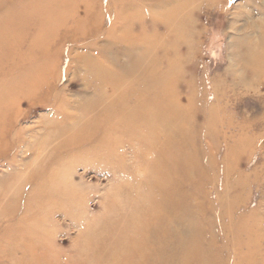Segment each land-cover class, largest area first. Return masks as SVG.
<instances>
[{
	"label": "rangeland",
	"instance_id": "obj_1",
	"mask_svg": "<svg viewBox=\"0 0 264 264\" xmlns=\"http://www.w3.org/2000/svg\"><path fill=\"white\" fill-rule=\"evenodd\" d=\"M169 1L173 2L162 0L164 4ZM249 1L217 0L202 16L197 8L192 7L193 16H180L182 22L193 27L190 37L184 32L173 33L169 29L164 14L176 5H158L156 0H87V7L83 6V2L79 3L69 17L65 16L68 20L58 23L56 29L42 26L39 33V25L34 21L24 23L22 28L20 23L17 24L24 39L17 53L25 55L24 51H27L29 64L48 63L47 66H52L57 76L52 78L54 83L48 80L42 86L41 94L33 103L20 109L18 117L7 116L0 123V177L7 171H14L11 177L4 176L8 183V213L12 214L0 221V264H94L95 261V264H123L145 261L138 256L136 245L132 246L129 240L122 238V231L135 217V203L147 204L148 200L141 183L148 180L152 172L146 164L143 147L135 140H131L132 146L129 139H121L119 134H114L112 139L120 137L119 140H122L124 149L121 147L118 152L123 153L125 160L123 158L120 162L116 159V150L111 147L102 150L111 157L107 159L102 152L92 150L96 136H101L104 126L97 128L94 142L84 143L80 149L60 146L63 138L83 128L86 120L95 117L108 103L99 95L100 90L96 91L92 86L84 64L98 62V65L107 63L110 66L119 61L121 65L127 62L128 57L122 51L128 44L144 48L149 54L153 47L158 52L166 48L168 58L175 64L173 71L177 69L180 76L181 73L187 74L185 78L191 79L187 83L185 78L180 80V83L184 80L181 85L199 92L198 98L194 99L195 110L190 124L194 131L193 146L200 149L198 156L206 162H203L205 166H208L209 159L213 168L209 170L205 182L192 188L196 201L202 204L203 213L201 210L194 212L197 217L190 220L189 227L200 232L201 246L205 251L211 250L209 257L213 264H264V120L261 119L264 114V87L255 85V92L245 93L242 90L236 96L231 92H235L236 77L242 74L240 66L244 59V56L239 57L233 52L238 46L243 48L246 45L244 37L248 33L250 39H255L256 24L264 23V0ZM119 4L131 8L130 12L123 16L118 12ZM132 4L135 8L131 7ZM189 5L191 2L186 1L181 7L187 9ZM258 9L261 11L257 12ZM61 11L64 15V10ZM85 12L88 15L86 19ZM244 15L250 17L246 20ZM152 39L156 40L155 43ZM240 39L243 41L241 45ZM87 40L90 42L87 43ZM49 41L48 50L42 52V42ZM56 53L61 59L55 58ZM133 53L136 54L135 51ZM96 54L99 58L102 54V60ZM174 54H179L175 61ZM115 56H118L117 59ZM257 89L263 91L257 93ZM82 98H85L84 101ZM65 102L70 105L67 103L66 106ZM212 103L214 122L207 133V118L211 110L208 106ZM49 117L51 120H47ZM244 119L252 123L246 132V136L253 138L252 148L231 159L230 145L245 136V132H237L234 127L243 124ZM44 127L64 129L46 133L43 132ZM85 147L87 153L82 150ZM129 148H133L136 159L128 151ZM225 157L229 162L227 172L230 177L227 180L222 176ZM134 159L136 163H133ZM41 171L49 188L41 202L32 203L25 211L24 200H17L16 192L25 196L29 188L23 189L22 183L30 174ZM4 191V185H0V196L4 195ZM2 204L3 198L0 197V206ZM6 205L3 207L6 208ZM160 260V256L149 258L150 262Z\"/></svg>",
	"mask_w": 264,
	"mask_h": 264
},
{
	"label": "bare ground",
	"instance_id": "obj_2",
	"mask_svg": "<svg viewBox=\"0 0 264 264\" xmlns=\"http://www.w3.org/2000/svg\"><path fill=\"white\" fill-rule=\"evenodd\" d=\"M134 1L136 0H131V2ZM174 1L175 0H173V2ZM186 1L191 2V5H189L187 9L181 7V4ZM81 2H83L84 7L88 6L87 0H27V2H25V0H0V9L3 8L0 12V123L7 116L18 117L20 115V109L23 107L25 108V106L31 102L33 103L34 100H36L41 94L42 86L44 84H47L48 80L52 81V78L55 79V77L57 76L56 73L53 72L52 66H47L48 63L29 64V60L27 57L29 55L26 54L28 53L27 51H24L25 55L23 54V52L17 53L19 48L22 47L24 40L23 33L21 31L19 32L20 27L22 28V25L26 22L34 21L37 25H39L37 30L38 33L40 32L42 26H48L50 28L56 29L58 23H64L66 20H68L67 17H69V14L72 13L73 9L77 8L79 3ZM156 2L158 3V5H161V3L163 5L168 4L170 6L176 5L172 11L170 10L166 14H164V17L167 18L169 29L173 33L174 31L184 32L190 37V34H192L193 32V27L188 23L182 22L181 17H191V15L193 16L192 7H195V9L197 8V11L199 10L201 12L200 16H202L207 9L211 8L217 2V0H176L174 3L172 1H169L165 4L164 2H162V0H156ZM249 2H251V0ZM25 3L30 4L27 5ZM107 3H109V1H107ZM134 6L135 5L133 4L131 5L132 8H135ZM248 6L250 7V4ZM118 9V12H120L124 16L126 13L130 12L131 8H127V6L119 4ZM61 10H64V15L61 14ZM151 10L154 11L153 9ZM84 11L87 10L84 9ZM260 11L261 10L259 9L257 10V12ZM84 16L86 19V17L88 16L86 12ZM249 17L250 16L244 15V18L246 20ZM63 18H65V20L61 22L60 20H62ZM80 21L82 22V20ZM18 23L21 24L19 29L17 26ZM248 24L249 21H247L246 26L244 27L245 29L248 27ZM256 26V31L254 32L256 33L255 39H250L251 37H249L250 35L248 33V36L244 37L246 45L243 48L238 46L235 49L236 52H233L239 57L244 56V59L240 66L242 74L241 76L236 77L238 83L236 85L235 92L231 90V92H233V96L242 93V90L245 93L250 91L255 92V89L253 88V86L255 85L261 88L264 87V23H257ZM73 28L75 29V27ZM112 29L115 28L112 27ZM48 32L50 33V31ZM144 40L145 39H143V41ZM235 40L236 39H234V41ZM152 41L154 40L152 39ZM239 41L240 43H238L241 45L243 41L241 39ZM88 42L90 41L87 40V43ZM147 42L149 43V40H147ZM42 44V52H46L48 50L50 41L49 43L42 42ZM130 44L132 45L133 43ZM126 46L127 47L123 49L124 52L122 51V54H126L128 59L127 62L122 64L120 63L121 65H119V61H115L116 64H110L111 67L107 66V63L106 65H98V62H87L86 64H84V71L86 69L87 71L85 72H88V75L91 77L92 86L94 87V89L96 88V91L100 90L101 93H97H100L99 95L102 98H105L108 103L106 102L107 105H105V107L101 109V111L98 112L95 117L86 120L84 124L85 126L83 125V128L81 127L74 134L63 138L60 142V146L65 148L74 147V149H80L84 145V143L94 142L93 139L95 140V132L97 128L99 126H104L105 129L103 130L101 136H96L94 148L92 149V147H89L93 151L98 150L102 152V154L107 159H111L109 154H104L102 150L110 147V149L115 148L114 150H116V154L114 155V157L116 159H119L120 162L123 160V158L125 160V157H123V153H121L120 151L118 152L119 148L123 146V143L121 142L122 140H119L120 137L121 139H123V137L127 138L130 140V142H132L131 140L137 141V145L139 144L143 147V150H145L147 159L146 164L147 166H149V168H151L152 172L150 178L141 183V186L144 187L143 191L148 198L147 204L135 203L133 207V211L136 210V212L134 213L135 217L133 220H131L128 227L125 228L124 231H122V238L124 240H129L132 246L136 245L135 249L138 250V256L143 258V260L145 261L124 262L123 264H213L211 258L209 257L211 256V250L205 251V249L201 246V242L198 236L200 232L189 227L190 220H193L197 217L194 212H196L197 210H201V214L203 213V208L201 207L202 204L196 201V197L192 192V188L195 184L205 182L207 180V174L209 170L213 168V164L209 161V159L207 160L208 166H205L204 163L206 162L203 161V163L198 156V154H200V149H196V147L193 146L194 131L190 124L193 112L195 110V108H193V104H195L194 99L198 98L199 92L191 91L185 84L181 85L184 80L181 81V83L180 80L184 79L187 74L185 72V76L181 73L180 76V72H178L179 70L177 71L176 69L177 67L175 68L176 72L173 71V67L175 66V64L172 62L171 58H168V51L166 50V48H162L160 52H158L153 47L152 53L149 54L144 48H139L135 45L129 46V44ZM239 48L242 49L238 50ZM150 49L151 47L148 50L149 52ZM134 51L136 52V54L133 53ZM95 52H97L96 49ZM109 53H111V51ZM56 55L57 53L54 55L55 58L59 56ZM98 55L96 54L97 57ZM101 56L100 58H98L101 59ZM178 56L179 54H174L173 61H175V58H178ZM117 57L115 56L116 59ZM58 59L61 58L58 57ZM63 61L65 60L63 59ZM100 62L101 61H99V63ZM75 67L74 69H76ZM186 80L187 81L185 82L187 83L191 79L189 78ZM88 85H90V83ZM239 89L241 91H239ZM261 91L259 89L256 90L257 93H261ZM95 95L96 94H94V96ZM100 96L98 98H100ZM82 99L84 101L85 98ZM78 102L79 101H77V103ZM65 103L67 106V103L69 102ZM213 104L214 103L208 106V108L211 110L207 118V133L214 122V116L212 115V109L214 107ZM50 118L51 117L47 118V120ZM261 119L264 120V114L261 116ZM251 125L252 123L248 119H244L243 124H239L234 127V130L237 132H245V136L241 137L239 140L230 145L231 149L229 156L231 157V159L235 157L238 158L239 154H245L248 149L250 150V148H252L253 138L246 136V132ZM62 129L64 128H52L50 130L44 127L43 132H60L59 130L62 131ZM31 134L34 136V133L31 132ZM114 134H119L120 137H115V139H112L111 135ZM51 144H53V142ZM85 149L86 147L82 150ZM122 149H124V147H122ZM122 149L121 151L125 152ZM82 150H79V152ZM128 151L135 157L133 148H129ZM74 153L76 152L74 151ZM76 158L74 157L73 159ZM79 158L81 159V157ZM135 159L133 160V163H136ZM225 161V170L223 171L222 176L223 179L227 180L230 176L227 172L229 162L226 157ZM13 173L14 171H7L4 176L8 178V176L11 177ZM43 173V171L39 172V174L34 172L30 174L29 177H27L26 182L22 183L23 189L25 187L29 188V192L25 193V196L20 192H16L17 200H24L25 211L30 208V205L32 203L41 202V200L44 198L45 191L49 188L48 185H46ZM4 176L0 177V185H4L5 187L4 195L0 196L3 198V204L0 206V221L7 219L8 216L12 214L8 213L9 193L8 189H6L8 188V183L4 179ZM232 189L233 188H231V190ZM5 203L7 204L6 208L3 207V205L5 206ZM4 231L5 233L8 231V226L4 229ZM179 254L181 255L178 256ZM155 256H160L161 260L159 262H150L149 258H153ZM161 256L166 257L162 258ZM90 257L91 256L89 255V258ZM167 258L169 260H167ZM95 262L93 263L95 264Z\"/></svg>",
	"mask_w": 264,
	"mask_h": 264
}]
</instances>
